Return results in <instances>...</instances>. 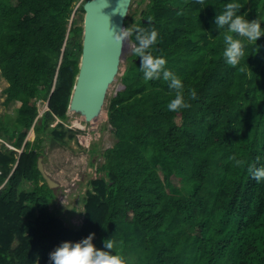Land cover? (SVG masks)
Returning a JSON list of instances; mask_svg holds the SVG:
<instances>
[{
    "label": "trees",
    "instance_id": "obj_1",
    "mask_svg": "<svg viewBox=\"0 0 264 264\" xmlns=\"http://www.w3.org/2000/svg\"><path fill=\"white\" fill-rule=\"evenodd\" d=\"M86 1L0 0L5 105L21 103L13 116L0 115V135L19 149L37 119L23 152L0 148V264H49L63 242L92 233L98 250L128 264H264V181L247 171L257 156L264 165V36L233 68L215 25L227 3H239L237 14L264 30V0H149L140 17L126 18V27L158 32L153 55L198 98L168 111L175 92L163 79L146 82L132 54L125 88L108 106L117 140L99 169L109 178L91 180L75 228L53 210L57 193L38 158L45 138L54 147L75 135L63 120L80 71ZM40 99L49 109L38 117ZM232 155L245 164L234 167Z\"/></svg>",
    "mask_w": 264,
    "mask_h": 264
},
{
    "label": "clouds",
    "instance_id": "obj_2",
    "mask_svg": "<svg viewBox=\"0 0 264 264\" xmlns=\"http://www.w3.org/2000/svg\"><path fill=\"white\" fill-rule=\"evenodd\" d=\"M197 2L204 4L205 0H197ZM241 7L239 3H227L224 10L215 17L217 29L223 30L219 33L222 35L225 45L223 57L226 63L233 68L237 67L245 57L247 46L249 44H256L257 40L264 36V30H262L261 21L259 19L249 20L245 15L237 14L241 10ZM158 36L159 34L154 28L149 30L138 27L135 24L127 28H122L118 32L114 31L115 42L120 45L121 48H123L125 43H128L132 54L141 59L140 71L143 73V79L146 82L163 79V81L167 82L168 87L175 92L174 99L167 105L168 111L178 112L182 109H188L191 107L190 101L198 98L197 92L195 89H185V85L178 75L166 67L167 60L163 55H153ZM40 116L41 115L38 114V117ZM57 120L59 122L60 119L58 118ZM36 122L37 119L29 130L21 148H15L8 142L5 144L16 149L19 153L23 152L25 149V142H33L36 138ZM52 125L54 126V124ZM75 130L78 131V129ZM32 131L35 133V138L29 140V135L33 134ZM0 138L6 139L1 136ZM44 140H47L48 145V139L45 138ZM47 145H43L44 149ZM229 160L233 162L234 167H241L245 164V161L237 158L236 155L230 156ZM259 161L260 157L257 156L256 163H252L247 167V171L251 178L258 183L264 181V165L257 167ZM23 188L25 187L23 186ZM94 237L95 233H92L79 242H63L49 254V264H128L127 259L119 252L112 254L111 251L98 250L93 243ZM104 246L108 250H114V238L106 240Z\"/></svg>",
    "mask_w": 264,
    "mask_h": 264
},
{
    "label": "rangeland",
    "instance_id": "obj_3",
    "mask_svg": "<svg viewBox=\"0 0 264 264\" xmlns=\"http://www.w3.org/2000/svg\"><path fill=\"white\" fill-rule=\"evenodd\" d=\"M140 1L142 2L140 3ZM148 1L132 0L127 19L140 17L142 15L141 10ZM131 56L130 46L125 43L119 71L110 84L105 104L97 117L93 120H88L81 111L69 108V117L63 120V123L69 130L78 129V131L75 130L74 137L66 144L58 143L54 147L47 145V153L44 160L46 170L60 183L59 186L54 188L57 198L53 201L52 208L57 215L65 220L68 226L77 228L81 225L84 217L87 190L92 188L91 180L100 176L109 178L105 175L104 170L99 169V166L106 163L105 149L113 146L117 140L112 124L109 122L108 106L111 98L118 91L125 88L122 77ZM8 84V81L0 74V115L7 111L13 116V113H16V109L21 103L18 102L12 105L11 108H6L5 99L7 93L5 88ZM38 105L39 115L42 116V113L48 110V103L46 100L42 101L40 99ZM57 123L58 120L53 123L54 126ZM32 133L29 137L35 138V133L33 131ZM6 142L10 143L6 139L0 138V148ZM32 185V182H28L24 184V187L29 188Z\"/></svg>",
    "mask_w": 264,
    "mask_h": 264
},
{
    "label": "water",
    "instance_id": "obj_4",
    "mask_svg": "<svg viewBox=\"0 0 264 264\" xmlns=\"http://www.w3.org/2000/svg\"><path fill=\"white\" fill-rule=\"evenodd\" d=\"M131 2L87 0L84 4L83 51L69 108L81 111L88 120L95 119L101 112L110 84L119 71L124 46L121 48L115 42L114 31L126 28L125 20ZM43 145H47V140L43 141ZM38 167L51 188L60 185L47 172L42 154L38 158Z\"/></svg>",
    "mask_w": 264,
    "mask_h": 264
},
{
    "label": "crops",
    "instance_id": "obj_5",
    "mask_svg": "<svg viewBox=\"0 0 264 264\" xmlns=\"http://www.w3.org/2000/svg\"><path fill=\"white\" fill-rule=\"evenodd\" d=\"M1 136V135H0ZM2 137V136H1ZM4 138V137H3ZM34 137H29V140H33ZM71 141V140H70ZM49 145V144H48ZM43 146V145H42ZM44 147V146H43ZM47 153V151L45 152Z\"/></svg>",
    "mask_w": 264,
    "mask_h": 264
},
{
    "label": "bare ground",
    "instance_id": "obj_6",
    "mask_svg": "<svg viewBox=\"0 0 264 264\" xmlns=\"http://www.w3.org/2000/svg\"><path fill=\"white\" fill-rule=\"evenodd\" d=\"M0 95H1V94H0ZM73 110H74V109H73ZM95 117H97V116H95ZM95 117H94V118H95ZM31 135H32V134H31Z\"/></svg>",
    "mask_w": 264,
    "mask_h": 264
},
{
    "label": "flooded vegetation",
    "instance_id": "obj_7",
    "mask_svg": "<svg viewBox=\"0 0 264 264\" xmlns=\"http://www.w3.org/2000/svg\"><path fill=\"white\" fill-rule=\"evenodd\" d=\"M45 150V149H44Z\"/></svg>",
    "mask_w": 264,
    "mask_h": 264
}]
</instances>
